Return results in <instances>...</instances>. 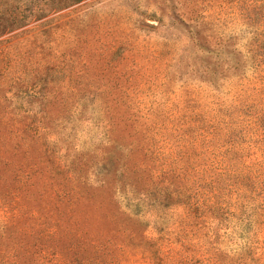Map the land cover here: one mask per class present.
Returning a JSON list of instances; mask_svg holds the SVG:
<instances>
[{
	"label": "rangeland",
	"instance_id": "rangeland-1",
	"mask_svg": "<svg viewBox=\"0 0 264 264\" xmlns=\"http://www.w3.org/2000/svg\"><path fill=\"white\" fill-rule=\"evenodd\" d=\"M235 4L0 0V118L17 129L0 126V264L264 263L263 217L200 189L204 155L173 136L179 113L232 97L236 76L212 72L251 35Z\"/></svg>",
	"mask_w": 264,
	"mask_h": 264
},
{
	"label": "trees",
	"instance_id": "trees-1",
	"mask_svg": "<svg viewBox=\"0 0 264 264\" xmlns=\"http://www.w3.org/2000/svg\"><path fill=\"white\" fill-rule=\"evenodd\" d=\"M235 5L231 13L250 26L251 35L244 51L236 53L233 63L224 67L216 60L214 64L219 70L212 72L217 81L236 76L235 88L228 91L232 97L226 104L221 103V109L209 119L201 113H179L181 122L173 136L189 143L186 150L192 148L191 139H195L197 155H204L198 165L205 166L203 171L209 173L210 179H201L200 189L210 187L222 194L237 192L248 198L251 209L264 219V0H236ZM5 21L8 23L4 24ZM13 25L11 18L0 13V35L14 29ZM0 126L16 133L14 123L0 118ZM165 193L163 200L175 196L189 214H197L195 198L178 189L170 190L168 186ZM246 257L240 256L237 264H262L259 257L250 253Z\"/></svg>",
	"mask_w": 264,
	"mask_h": 264
}]
</instances>
